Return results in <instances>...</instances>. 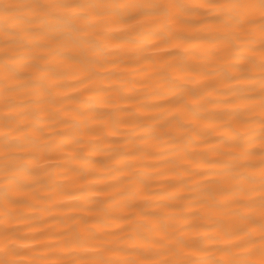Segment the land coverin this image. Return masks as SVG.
<instances>
[{"label":"bare ground","instance_id":"bare-ground-1","mask_svg":"<svg viewBox=\"0 0 264 264\" xmlns=\"http://www.w3.org/2000/svg\"><path fill=\"white\" fill-rule=\"evenodd\" d=\"M169 2L186 8L137 24L90 15L68 39L27 24L48 20L30 0H0V248L14 259L258 258L233 245L261 243L245 225L264 179L259 21L199 7L224 0Z\"/></svg>","mask_w":264,"mask_h":264},{"label":"snow or ice","instance_id":"snow-or-ice-1","mask_svg":"<svg viewBox=\"0 0 264 264\" xmlns=\"http://www.w3.org/2000/svg\"><path fill=\"white\" fill-rule=\"evenodd\" d=\"M28 7L37 9L40 16L47 17V23L41 24L34 20L27 21L30 27L42 28L45 31L54 32L62 38L72 39L83 34V26L87 23L90 15H99L107 13L108 17L116 22L131 21L133 24L140 23L138 17H146L150 15L167 17L170 16L175 8H186L184 5H177L169 2V0H128L127 3L119 2V0H30ZM3 10L9 11L13 5L3 4ZM199 7H210L219 10V15L216 17L221 22H232L235 24L255 23L258 19L259 30L262 33L260 40V51L264 55V0H224L222 3H211L207 5H199ZM78 13L67 15L65 13ZM258 12V17L252 16L251 13ZM20 23H24L21 21ZM7 27V26H6ZM73 49H66L71 51ZM75 61L77 57L73 56ZM259 68L264 80V58L261 59ZM261 108L264 109V83L261 87ZM261 139L264 141V118L261 120ZM261 169L264 170V145L261 147ZM5 201H9V193L6 191L0 197ZM261 214L259 218L249 217L245 221L247 224H259L261 243L258 248L248 247V241L243 237H237L241 240L240 244L233 247L243 249L248 252L249 256L258 257L257 259H237L234 258V253L229 249H221L222 257L208 261H195L189 259H174L163 260L157 264H264V179H262L260 188V204ZM241 232L244 228L240 227ZM247 236L249 233L244 232ZM9 243H14L16 237H5ZM169 245H174L177 252H183V249H196L203 247L202 242L194 240L170 239L167 241ZM163 246V245H159ZM0 264H23V261L14 259L19 255V252L5 245L0 248ZM195 254V253H193ZM85 264H121V262H113L104 259L85 262ZM129 264V262H124ZM134 264V262H131Z\"/></svg>","mask_w":264,"mask_h":264}]
</instances>
